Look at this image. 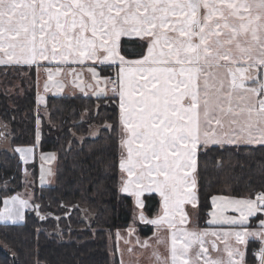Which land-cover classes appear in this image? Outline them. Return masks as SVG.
I'll return each instance as SVG.
<instances>
[{
  "label": "snow or ice",
  "instance_id": "6c2138e0",
  "mask_svg": "<svg viewBox=\"0 0 264 264\" xmlns=\"http://www.w3.org/2000/svg\"><path fill=\"white\" fill-rule=\"evenodd\" d=\"M131 35L149 46L135 67L125 68L119 45ZM57 57L121 64L127 149L121 190L141 207L145 192L163 198V215L150 223L172 231L168 255L153 253L158 264H247L250 240L259 242L256 255L264 264V219L257 228L248 223L264 214V192L254 199L213 198L221 201L213 215L239 226L220 233L234 240L224 244L226 259L210 255L207 232L183 227V205L195 199L189 173L198 149L264 146V0H0V64ZM3 204L0 221L24 218L27 201L12 196ZM229 206L238 217L223 215ZM210 247L220 251L215 241Z\"/></svg>",
  "mask_w": 264,
  "mask_h": 264
},
{
  "label": "trees",
  "instance_id": "16d2710c",
  "mask_svg": "<svg viewBox=\"0 0 264 264\" xmlns=\"http://www.w3.org/2000/svg\"><path fill=\"white\" fill-rule=\"evenodd\" d=\"M125 58L141 57L145 39L123 38ZM117 66H99L110 79L107 96L50 95L46 110L37 113L34 68L0 66V138L15 146L56 153V183L38 185V159L25 165L17 152L0 150V208L3 200L24 189V170L32 169L34 194L22 221L0 222V264H113L110 238L132 221V196L120 190V104L114 79ZM116 87V88H115ZM40 132L37 141V132ZM1 140V139H0ZM36 144V146H35ZM264 192V146L212 145L198 153L197 221L207 216L215 196L255 198ZM229 195V196H230ZM144 211L153 217L159 197H144ZM38 206V207H37ZM250 227H256L253 219ZM147 235L152 226L141 224ZM257 241H249L247 263L255 262ZM118 264V263H117Z\"/></svg>",
  "mask_w": 264,
  "mask_h": 264
},
{
  "label": "rangeland",
  "instance_id": "374dc122",
  "mask_svg": "<svg viewBox=\"0 0 264 264\" xmlns=\"http://www.w3.org/2000/svg\"><path fill=\"white\" fill-rule=\"evenodd\" d=\"M94 60V59H93ZM92 60H77L72 57H69L67 60H61L59 57L56 59H42L38 58L35 63L32 64H0V66H27L29 68L35 69L36 76V85H37V113H44L46 110V101L47 97L52 94L59 95L62 91V95H80V96H99L101 92L105 90L103 86L97 87L93 84V88L90 87V83L86 82L87 79L82 75L85 72H89V68H93ZM97 64V63H95ZM99 66H105V64H99ZM75 71H80L75 72ZM82 71V72H81ZM101 75V73L99 72ZM79 75H81V79L85 80L81 82ZM102 76V75H101ZM76 78V79H73ZM106 82H110V90H112L110 79L105 77ZM73 81V82H72ZM103 82V81H101ZM72 84V85H71ZM39 85V86H38ZM69 89L73 90L72 94L65 93L64 90ZM100 91V92H99ZM51 92V93H49ZM65 93V94H64ZM60 94V95H61ZM110 93H107L109 95ZM105 95V96H107ZM104 96V95H103ZM3 125L0 123V133L6 127H2ZM4 134H8V130L4 131ZM3 136L0 138V150L7 149L9 151L17 152L21 159L25 162V165H28L31 162H34L36 156L38 159V185L47 186L56 183V153L54 151H45L41 152L37 150L36 147H26V146H15L14 150H12L10 145V138L8 136ZM40 132H37V141L39 140ZM36 146V144H35ZM211 146V145H210ZM209 147V146H208ZM28 150H31L30 152ZM32 175V169L26 167L24 170V183L25 187L22 191L15 193L13 196H19L20 199L28 202V206L23 208V216L26 209L30 208L31 201L33 200L34 187L32 189L30 185ZM230 194H223L219 196H215L214 198H229V199H237L232 197ZM12 197V196H11ZM245 198H250V195H245ZM239 198V199H245ZM160 204L162 202L161 197L159 198ZM189 204V203H188ZM221 204L219 199L216 202H213L212 199V208L209 210L207 216L203 215V218L200 220L196 217V208L194 212H190L188 217L195 219L194 223L192 222L190 225H183L188 231L195 232H207L208 235L204 237L205 247L209 248V253L213 258H225L226 256L223 252L224 244L234 243L232 238H228L227 241L223 235L220 233L228 231L231 228H238V225H230L220 219L218 216H214L213 213H218L219 208L218 205ZM132 216V221L127 228L120 229L115 231L110 238L109 251L111 255V263L113 264H158L153 253H159L162 256L168 255V242L170 241L171 229L166 227L158 228L155 226L152 229V233H148L145 235L144 231L140 228V213L136 210V205ZM145 205V204H144ZM186 206V211L190 209ZM197 206V205H196ZM4 208L1 207L0 211ZM143 214L150 219L151 216H148L147 213L143 210ZM224 216L227 217H238L239 213L235 210L234 207L229 206L223 213ZM258 220V224L256 227H259V220L264 219V214H257L256 217H252L249 219V225H251V221L253 219ZM22 221V220H19ZM1 223H9L5 221H0ZM18 222V221H17ZM13 223V222H10ZM186 224V223H185ZM149 225V224H147ZM151 226V225H150ZM177 228L181 227V225L176 226ZM216 232L217 236H212L211 233ZM160 240L162 243H157ZM215 241L217 247L220 249L217 252L215 249L210 247L211 243ZM147 245L144 247L143 245ZM257 244L260 247L259 242ZM197 248L194 246L193 248V259H195V252ZM251 264H259V261L252 262Z\"/></svg>",
  "mask_w": 264,
  "mask_h": 264
},
{
  "label": "crops",
  "instance_id": "0c3cea01",
  "mask_svg": "<svg viewBox=\"0 0 264 264\" xmlns=\"http://www.w3.org/2000/svg\"><path fill=\"white\" fill-rule=\"evenodd\" d=\"M123 38H130V39L138 38V39H143V38H141V37H136L135 35L122 37L121 40H122ZM121 40H120V42H121ZM146 43H147V48H146L144 54H143L141 57L136 58V59H128V58H125V57L123 56V54L121 53V44L119 45V54H120L121 56H123V57H124V60L127 62L125 65H123V67H125V68H128V67H135L136 62L142 60V59L144 58V56L147 55V49H148V46H149V42L146 40ZM95 63H97V64H95ZM99 64H102V63H100L99 61H97V60H95V59L92 60V64H89V65H93V68H89V72H85V73H83L82 75L87 79L86 82L90 83V87H91V88H93V84L96 86V88H97V87H100V86H103V87L105 88V90H104L103 92H101V94H100L99 96H103V95L105 96V95H107V93H110V92H111V90H110V82L107 83L106 80H105V77H103V76H101V75L99 74V67H98ZM103 64H105V65L117 66L115 83H116V86H117V88H118V89H117V95H118V98H119V104H120V95H119V92H120V79H121V78H120V68H121V64H120L119 60L109 61V62H106V63H103ZM93 69L95 70V72L92 71ZM75 72H79V73H80V71H75ZM81 72H82V71H81ZM79 77H80L81 82L85 81V80H82V79H81V75H79ZM73 79H76V78H73ZM101 81H103V82H101ZM72 82H73V81H72ZM71 85H72V84H71ZM64 92H65V93H68V94H72L73 90L66 89V90H64ZM99 92H100V91H99ZM49 93H51V92H49ZM61 93H62V91H61L60 93H58V94L60 95ZM65 93H64V94H65ZM51 94H52V93H51ZM53 95H54V94H53ZM61 95H62V94H61ZM122 128H123V125H122ZM125 138H126V137H125V134H124V132H123L122 140L125 139ZM122 140H121V158L119 159V165H120L121 159L127 157V149H126V146L122 144ZM237 144H248V143L237 142V143H234V144H215V145H237ZM252 145H259V144H252ZM208 146H210V145H208ZM208 146H206V147H208ZM211 146H212V145H211ZM202 147H204V146H202ZM202 147H201V148H202ZM199 150H200V149H198V151H197V155H196V168H195L194 171H191V172L189 173V181H190V183H189V187L191 188V191L194 193L195 199L192 200V201H190V202H187V203H185V204L183 205V211H184V213L186 214V217H187V219H186V224H184V225H190L192 222L194 223V221H195V219H193V218H191V217H188V214H189L191 211L194 212V210H195V208H196V205H197V200H198V195H197V168H198V153H199ZM119 169L121 170V184H120V190H121V189H122L123 181L127 179V173L124 172V171L120 168V166H119ZM192 182H194V184H193ZM121 192L124 193V194L130 195V196L133 197V199H134V204H137V205H136V210L138 211V213H140V222H141V223H146V225L149 224V225H151L153 228H154L155 226H157V225H155V224L150 223V221H152V220L156 219L157 217L163 215V198L160 196L159 192L153 190V191H151V192H145V193H143V195L140 197V200H141L142 205H143L142 207H141L140 204L137 203V198H136V196H135L131 191H129V192H123V191L121 190ZM152 194L158 196L159 198L161 197L162 202H161V204H160V210L157 211V213H156L153 217H150V219H148L147 216H146L145 214L142 213V211L144 210V204H145V203H144V197H145L146 195H152ZM188 203H189L191 206H190V209H189L188 211H186V206L189 207V204H188ZM187 213H188V214H187ZM177 219H178V217H177ZM178 225H180V224H177L176 226H178ZM126 228H127V227H126ZM117 231H118V230H117ZM247 264H248V263H247Z\"/></svg>",
  "mask_w": 264,
  "mask_h": 264
},
{
  "label": "water",
  "instance_id": "95a60500",
  "mask_svg": "<svg viewBox=\"0 0 264 264\" xmlns=\"http://www.w3.org/2000/svg\"><path fill=\"white\" fill-rule=\"evenodd\" d=\"M256 260H259V257L258 256H256Z\"/></svg>",
  "mask_w": 264,
  "mask_h": 264
}]
</instances>
